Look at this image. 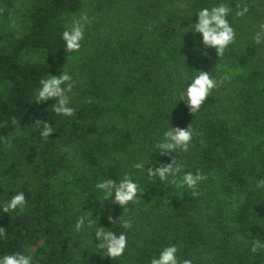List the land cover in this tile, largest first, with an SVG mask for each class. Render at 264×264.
Listing matches in <instances>:
<instances>
[{"label": "trees", "instance_id": "1", "mask_svg": "<svg viewBox=\"0 0 264 264\" xmlns=\"http://www.w3.org/2000/svg\"><path fill=\"white\" fill-rule=\"evenodd\" d=\"M220 3L231 8L236 43L222 57L211 48L205 56L197 13ZM239 3L250 9L243 18L235 15ZM14 4L0 0V7ZM85 8V0H30L17 9L21 38L0 36V137L11 142L0 139V205L18 192L27 201L23 212L0 207L7 230L0 257L19 252L33 264H150L174 244L178 257L193 264H264V250L250 251L253 240L264 243V188L256 187L264 179V43L252 39L264 23V0H96L87 8L95 21L80 51L69 53L65 16ZM69 55L78 57L58 70ZM201 70L216 79L230 72L232 80L191 114L180 93ZM62 71L76 81L73 117L56 115L54 100L36 103L39 81ZM37 120L53 126L47 140ZM189 124L203 135L193 137L187 153L161 156L155 144L168 127ZM172 158L184 165L180 177L197 170L208 176L200 197L133 167L155 168ZM125 173L144 193L124 212L95 185ZM88 211L95 225L76 231ZM123 212L133 217L131 230L118 223ZM100 226L127 231L123 256L110 259L96 246Z\"/></svg>", "mask_w": 264, "mask_h": 264}, {"label": "clouds", "instance_id": "2", "mask_svg": "<svg viewBox=\"0 0 264 264\" xmlns=\"http://www.w3.org/2000/svg\"><path fill=\"white\" fill-rule=\"evenodd\" d=\"M21 5L16 3L12 6L0 7V17L7 21L8 28L13 32L16 38H21L23 33V25L21 18L18 15L17 9ZM238 9L235 13L237 17L243 18L249 12L247 3H239L236 5ZM231 13V8L226 3H220L211 7H204L198 11V21L194 24L195 33L202 36V44L205 51L202 53L207 56L206 49H214L218 57H222L226 49L236 43V31L228 20ZM95 17L89 14L87 8L81 10L77 15L73 16L70 26L62 33V40L65 45V50L69 53L79 52L82 47V42L85 40L86 28L92 25ZM252 39L257 45L264 43V23L259 24L258 30L254 33ZM196 75L192 78L191 83L187 85L185 91L180 93V101H184L191 114L197 113L205 104L212 92L222 86L225 82H231L232 73L226 72L219 79L214 78L210 72L195 71ZM184 78L188 79L187 74ZM40 87L36 91V103H43L48 100H54L52 111L58 116L73 117L76 114V109L71 106L72 93L76 85V81L67 71H62L59 76L48 75L39 81ZM91 104L93 101L89 98L87 101ZM11 124L16 127V132L19 134V122L15 117L11 118ZM36 125L39 126L40 135L47 140L54 132L53 126L46 122L37 120ZM203 134L197 129H194L191 124L186 128L168 127L163 133L160 141L155 144V148L161 156L171 157L173 153L184 152L187 153L192 144L193 137H200ZM5 144L10 146V140L6 137H0ZM203 145L204 141H200ZM64 152H68L69 148L65 147ZM133 167L137 170L146 171L149 179L158 178L160 182L167 181L171 185L178 187H187L191 190V196L198 198L202 195L199 190V185L208 179V176L203 174L200 170L195 173L188 171L184 172L183 176L179 174L184 171L183 163L178 162L177 158H172L170 163L160 164L158 167L145 168L142 162L135 163ZM171 177V179H169ZM179 177V178H178ZM257 188H264V179H260L256 183ZM95 188L102 191L105 200H111L113 204L119 205L124 212L129 203H139L140 196L144 191L139 183L134 181L131 175L125 173L123 177L117 182L112 179H104L96 183ZM26 197L23 192H18L11 197L10 200L3 202L0 207L4 213L14 212L19 209L23 212L26 206ZM119 217L118 223L124 230H131L133 228V217L125 214ZM109 223L114 222L113 216L108 215ZM96 221L93 218V212L88 211L86 215H81L77 218L75 230L81 231L87 226L93 228ZM0 237L7 238V230L0 227ZM95 240L99 243L96 246L99 249L105 250L106 256L110 259H116L125 253L128 245L127 231L120 234L111 230H106L100 226L95 229ZM264 250V243L259 239L251 242L252 253H258ZM180 251L177 245H169L164 247L158 256H153L150 264H193L192 259H180L178 252ZM0 264H33V257L19 252L12 254H5L0 257Z\"/></svg>", "mask_w": 264, "mask_h": 264}, {"label": "rangeland", "instance_id": "3", "mask_svg": "<svg viewBox=\"0 0 264 264\" xmlns=\"http://www.w3.org/2000/svg\"><path fill=\"white\" fill-rule=\"evenodd\" d=\"M29 1L30 0H15V2L19 3L21 6L27 4ZM95 1L96 0H85L87 8L89 9L95 3ZM75 15H77V13L65 16V24L68 27L70 26V22H71L72 17ZM22 25H23V23H22ZM8 32H12V31L8 28L6 19L0 17V36L2 34L8 33ZM77 57H78V55L67 56L66 61H65L66 63H64L62 66H59L58 70L62 69L66 65H69L70 63H74Z\"/></svg>", "mask_w": 264, "mask_h": 264}]
</instances>
